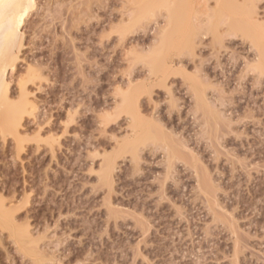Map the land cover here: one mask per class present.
I'll use <instances>...</instances> for the list:
<instances>
[{
	"label": "rangeland",
	"instance_id": "rangeland-1",
	"mask_svg": "<svg viewBox=\"0 0 264 264\" xmlns=\"http://www.w3.org/2000/svg\"><path fill=\"white\" fill-rule=\"evenodd\" d=\"M134 1L37 0L7 74L16 97L20 77L34 72L25 88L36 110L22 123L21 150L0 135V199L39 256L0 227V264H264L256 51L247 38L224 34L225 24L220 41L204 36V8L214 1L192 0L182 32L198 30L195 49L166 53L178 71L162 82L146 57L166 26L164 11L123 40L116 32ZM257 2L264 26V0ZM134 84L149 90L142 86L137 107L161 135L143 140L133 160L119 149L133 135L118 106ZM105 155L117 159L110 184L99 179Z\"/></svg>",
	"mask_w": 264,
	"mask_h": 264
},
{
	"label": "bare ground",
	"instance_id": "bare-ground-1",
	"mask_svg": "<svg viewBox=\"0 0 264 264\" xmlns=\"http://www.w3.org/2000/svg\"><path fill=\"white\" fill-rule=\"evenodd\" d=\"M212 1H214L213 8H209V4H206L207 6L205 5V7L208 8H204V17L206 16V18H204V23L207 22V24L205 23L206 25L204 24V36L210 35L213 40L216 38L217 41H220L218 39H220L222 35L219 34V27L225 24V30L223 29L225 31L224 34L247 38L249 40L247 42L251 44V47H253L257 54L256 61L254 60L250 66L258 75H264V26H262L263 24H261L257 20V16H255L258 3L257 0ZM190 2H192V0H137V2H135L137 6L133 8V12L130 11L131 15L129 12L130 16L129 18L127 17L128 20H122L121 18L122 21L119 22L120 24L118 23L119 25L117 27L119 28L116 29V32L117 34L119 33L118 36L123 40L127 38L126 33L130 34L132 30L135 32L134 29H140L139 26H142V23L154 16L155 13L164 11V16L167 20L165 22L166 26L159 30V37L157 39L158 44L150 50L149 56L146 57L149 62L148 72L156 73L159 71V75L160 73L162 75L160 81L165 80L164 77L167 76V74L169 75L171 72L178 71L168 67L166 64L167 62H164V56L167 55L166 53L177 50L179 53L184 51L181 54L185 52L192 54L193 49H195V35L198 30L196 32L194 29L189 32L185 30V33L182 32V29H184L183 27L185 25L188 26L187 19L189 16H187V13L192 10L190 7L192 3L190 4ZM205 2L208 1L204 0V4ZM131 4L133 5L132 2ZM189 7L191 8L190 10H188ZM36 8L37 0H0V135L3 139L6 136H10L15 142L18 151L23 148V143L26 140L21 132L22 123L25 119H28V117H32L36 110L35 102L28 97L25 88L26 82L31 81L29 78L31 79L33 76L32 73L34 72L31 71V69H27L25 72L26 78L20 77L18 81L19 92L16 97H11L9 94L7 74L15 72L23 42V29L28 18ZM206 9L209 10L206 11ZM142 86L143 84L130 85L128 90L121 95V102L118 106L125 114L127 113L126 115H129L131 119V132L133 135L132 138L120 144L119 149H121L122 145L123 151L130 153V158L133 160L137 158L138 145L143 140L149 139L152 141H159L161 135H159L160 132L158 128L155 127L154 123H152V120H146L140 117L137 101L139 98L138 95L142 91ZM144 86L143 88L146 87ZM147 90L146 87V91ZM141 94L143 93L141 92ZM200 94L203 95V93ZM200 94L195 90L197 104L205 107L207 106V102L204 100V96ZM205 108H208V106ZM49 140L51 141L52 139L50 138ZM51 144L49 142V146ZM116 160L115 155H105L102 160V166L99 169L100 181H105L107 184L111 183L112 174H114L113 172L116 170ZM14 220V210H12L11 207L6 208L2 199H0V227L5 229V231L7 230L14 242H16V244L18 243L20 248L22 247L21 249H24L23 251L26 252L25 254L31 255L30 257L32 258L35 256L34 258L38 259L39 255L35 250V242L29 235L27 227H21L15 224L16 222Z\"/></svg>",
	"mask_w": 264,
	"mask_h": 264
}]
</instances>
